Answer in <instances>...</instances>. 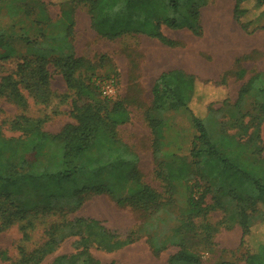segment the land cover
I'll return each mask as SVG.
<instances>
[{
    "label": "trees",
    "instance_id": "1",
    "mask_svg": "<svg viewBox=\"0 0 264 264\" xmlns=\"http://www.w3.org/2000/svg\"><path fill=\"white\" fill-rule=\"evenodd\" d=\"M209 2L69 0L60 4L63 17L70 22L69 28L74 23L75 8L85 6L92 29L103 38L117 40L143 35L167 47H176L179 43L165 36L163 26L174 31L188 30L201 37L204 33L201 9ZM1 18L10 22L9 28L0 24V72L6 70L0 81V98L27 108L28 98L23 92L27 90L36 103L43 105L45 116L16 117L10 124L21 134L15 138L6 137L0 125V233L19 226L23 242L28 243L38 222L58 219L45 230L43 244L31 252L21 246L20 259L11 264H45L63 242L73 237L78 238L77 252L57 256L49 264H102L93 256V246L116 252L143 237L155 255L168 248L178 249L169 257L168 264H205L199 252L212 250L219 230L207 221V214L220 205L217 201L216 207H203L195 199H190L185 208L176 205L177 183L189 178L191 164L178 162L177 155L171 153L173 160L161 161L158 166L165 193L144 183L138 155L118 136L119 127L130 122L127 106L118 97H103L96 81L90 85L81 78L87 64L75 55L66 33L53 38L45 36L39 28L40 23L48 21L43 3L0 0ZM234 19L249 35L264 30V0H235ZM55 40L62 44L55 45ZM8 62L13 67L6 69ZM49 66L60 72L70 94L60 95L52 89ZM243 76L244 71H240L239 77ZM200 83L198 77L179 69L162 73L153 86L152 111L165 114L185 109L191 114L197 132L190 151L192 163L202 170L199 175L203 180L217 182L213 191L218 195L213 197L215 200L226 196L237 202L238 223L243 231L241 243L248 251L246 264H264V242L255 251L247 243L255 225L252 214L257 215V222L264 221V210L260 207L264 206V150L258 147L263 141L264 87L256 96L254 114L242 113L241 108L256 77L240 89L229 113L232 126L244 133H237L242 135L238 137L228 132L221 115L230 107L228 96L218 100L220 108H215V100L208 99L214 94L210 89L215 87L211 86H226L227 79L222 78L219 83L202 82L204 87ZM205 97L206 107L198 110V98ZM70 100L75 122L66 124L56 134L46 132L44 127L51 116L58 115L60 106ZM148 122L153 152L159 158L169 142L167 122L150 117ZM256 144L257 149L253 150ZM93 195H109L118 206L138 212L144 222L121 237L99 220L70 219L69 215Z\"/></svg>",
    "mask_w": 264,
    "mask_h": 264
},
{
    "label": "rangeland",
    "instance_id": "2",
    "mask_svg": "<svg viewBox=\"0 0 264 264\" xmlns=\"http://www.w3.org/2000/svg\"><path fill=\"white\" fill-rule=\"evenodd\" d=\"M45 9L48 21L42 22L39 28L46 37H58L60 34L68 35V43L73 47L77 57L83 58L87 64L81 73V78L87 84L93 81L105 83L114 79L117 84V100H121L130 112V122L119 127L118 136L132 151L138 155L139 168L143 175L144 183L150 185L158 192L165 193L163 178L158 176L159 164L167 161L171 153H175L178 162L187 161L191 164V175L187 180L177 183L175 200L179 208L187 207L190 199L205 206H220L209 210L207 221L218 226L214 236V247L211 251L201 250L200 256L205 264H218L222 261L234 264H246L245 256L247 247L241 241L243 231L239 225V208L237 202L222 196L215 200L217 182L213 179L203 180L199 170L192 163L190 155L192 141L197 135L191 114L185 110L159 114L152 111L153 86L158 77L167 71L179 69L188 74H193L202 82L214 81L219 83L222 78L227 79V85L210 90L214 94L209 96V101L215 100V108H220L218 100L226 95L230 99V107L222 112L225 117L230 134L242 133L232 126L233 120L230 111L238 99L240 89L252 78L256 83L246 97L241 108L242 113L254 114V102L259 90L264 87V30H258L252 35L247 34L234 19L235 0H210L201 9V20L204 33L201 37L193 35L188 30L174 31L163 26L162 31L166 37L178 42L176 47H167L157 40L143 35L125 36L117 40H109L98 35L91 27V19L85 6H77L72 15L73 25L63 17L60 2L69 0H40ZM253 12L254 7H252ZM36 19L37 16L33 15ZM8 18H1L2 27L9 26ZM40 47L43 42H40ZM55 45L62 44L54 41ZM49 47V46H48ZM21 49V47H19ZM23 51V49H21ZM8 62L6 69L12 68ZM52 74V89L62 95L70 94L66 82L60 72L49 66ZM244 71V76L239 77V72ZM6 70H1V77ZM200 82V81H199ZM97 86V85H96ZM207 87V86H205ZM201 91V90H200ZM28 98L29 107L23 108L6 98H0V125L3 133L8 138L18 137L21 133L12 129L10 122L20 115L31 118L45 116L43 105L35 102V98L23 91ZM98 96L99 93L95 90ZM207 105V98H198L196 107L203 110ZM71 100L60 106V113L51 116L44 127L49 133H58L66 124L74 123L71 115ZM258 113V112H257ZM160 118L167 122L166 136L169 142L164 145V154L157 158L154 155L153 135L148 119ZM221 118V117H220ZM249 117L244 119L248 122ZM244 135V133H242ZM241 137V134H237ZM262 143L258 147L264 150V124L262 125ZM257 149V144L253 150ZM264 152V151H263ZM167 156V157H166ZM166 157V158H165ZM264 210V206H260ZM251 213V210H249ZM70 219L92 218L99 220L103 225L116 232L121 237L138 227L144 220L140 214L129 207L118 206L109 195L88 196L84 205L76 212L69 215ZM57 218H48L45 222H38L37 229L31 233V240L24 243L19 226L0 233V264H11L20 259L19 248L26 247L31 252L46 241L45 230ZM254 220L253 234L248 239V248L257 250L260 243L264 242V221L257 222V215L252 214ZM202 219L198 220L200 223ZM78 238H69L63 242L56 251L45 261L49 264L60 255H71L77 252ZM177 248H168L159 255L153 254L147 238L143 237L134 244L116 251L106 252L91 248L93 256L102 264L116 262L118 264H168L169 257L177 252Z\"/></svg>",
    "mask_w": 264,
    "mask_h": 264
},
{
    "label": "built area",
    "instance_id": "3",
    "mask_svg": "<svg viewBox=\"0 0 264 264\" xmlns=\"http://www.w3.org/2000/svg\"><path fill=\"white\" fill-rule=\"evenodd\" d=\"M97 87H99L102 96L107 98H115L117 95V84L114 79L109 80L105 83H97Z\"/></svg>",
    "mask_w": 264,
    "mask_h": 264
}]
</instances>
